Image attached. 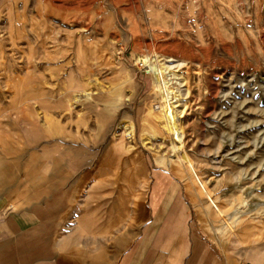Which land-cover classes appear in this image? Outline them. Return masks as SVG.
Here are the masks:
<instances>
[{
    "label": "crops",
    "instance_id": "obj_1",
    "mask_svg": "<svg viewBox=\"0 0 264 264\" xmlns=\"http://www.w3.org/2000/svg\"><path fill=\"white\" fill-rule=\"evenodd\" d=\"M58 1L0 0V264H264L116 137V95L77 97L65 52H18L76 38Z\"/></svg>",
    "mask_w": 264,
    "mask_h": 264
},
{
    "label": "rangeland",
    "instance_id": "obj_2",
    "mask_svg": "<svg viewBox=\"0 0 264 264\" xmlns=\"http://www.w3.org/2000/svg\"><path fill=\"white\" fill-rule=\"evenodd\" d=\"M58 2L76 38L18 52L43 50L52 62L65 52L85 71L77 97L114 94L130 113L116 137L178 174L199 217L264 253V0ZM163 91L181 111V142L167 130Z\"/></svg>",
    "mask_w": 264,
    "mask_h": 264
},
{
    "label": "bare ground",
    "instance_id": "obj_3",
    "mask_svg": "<svg viewBox=\"0 0 264 264\" xmlns=\"http://www.w3.org/2000/svg\"><path fill=\"white\" fill-rule=\"evenodd\" d=\"M143 58H145L144 60H146V61H149L150 59L149 58H146V57H143ZM147 63V62H146ZM149 63V62H148ZM147 63V64H148ZM151 63H152V61H151ZM150 64V63H149ZM151 66H152V64H151ZM151 66H149L150 68H151ZM153 67V66H152ZM159 72V71H158ZM168 92V91H167ZM88 95V94H87ZM86 95V96H87ZM167 93H164V91H163V94H162V101H161V104L160 105H162V114L164 115L163 117H165V123H167L166 124V126H167V130L168 131H170V130H173V132H175L176 133V137H177V139H178V141L181 139L180 137H179V134L178 133H181V132H179V129L180 128H178V126H177V123L175 122V115H176V117H177V115L178 114H180L179 112H181V111H179L178 113H177V111L176 110H172V107H169L168 108V106H167V104H168V97H167ZM171 102V101H170ZM175 107V106H174ZM164 126V125H163ZM150 127L152 128V129H154V126L151 124L150 125ZM171 134V136L173 135L172 133H170ZM168 135H169V133H168ZM182 136V135H181ZM174 138H175V136H173ZM174 142H175V139H174ZM179 142H181V140L179 141ZM172 146L173 147H177L173 142H172ZM180 144V143H179ZM179 146V145H178ZM177 154V153H176ZM187 159H188V157H187ZM189 160V159H188ZM189 164H190V162H189Z\"/></svg>",
    "mask_w": 264,
    "mask_h": 264
}]
</instances>
